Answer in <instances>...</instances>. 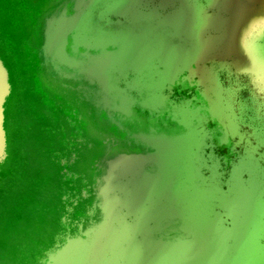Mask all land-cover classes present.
Wrapping results in <instances>:
<instances>
[{
  "label": "water",
  "instance_id": "obj_1",
  "mask_svg": "<svg viewBox=\"0 0 264 264\" xmlns=\"http://www.w3.org/2000/svg\"><path fill=\"white\" fill-rule=\"evenodd\" d=\"M149 1L51 0L26 26L0 0V44L23 67L18 38L33 34L48 86L79 97L104 130L86 238L66 239L37 264H264V130L223 149L191 99L209 67L264 75V28L240 37L225 26L206 39L207 21L187 0H156L178 1L165 14L136 9ZM153 20L159 34L142 32ZM122 22L129 32L107 34ZM12 93L0 48V264L51 230L28 212L46 196L44 140L27 105L7 110Z\"/></svg>",
  "mask_w": 264,
  "mask_h": 264
},
{
  "label": "rangeland",
  "instance_id": "obj_2",
  "mask_svg": "<svg viewBox=\"0 0 264 264\" xmlns=\"http://www.w3.org/2000/svg\"><path fill=\"white\" fill-rule=\"evenodd\" d=\"M4 1L9 13L6 16L10 15L12 21L17 20L27 26L33 23L37 13L51 0ZM187 1L191 4V10L206 19V39L216 30L226 26H222V20L226 22L233 15L240 13L239 21H231L234 31L238 30L235 24L241 25L239 22L244 23L248 16H252L254 24L264 28V0ZM166 4L150 0L141 3L136 9L147 7L154 9L157 14H165L170 12L178 1ZM1 13L5 19L0 10ZM92 16L93 11H90L87 17L90 22ZM255 16L258 18L254 19ZM1 25L3 30L0 29V40H6L7 28L3 23ZM144 25L146 26L141 29L144 33L157 35L161 30L154 20L144 22ZM150 28L156 29L154 32L157 34ZM105 30L107 34L112 35L128 31L123 22L117 27H105ZM18 40L23 67L18 66V55L12 52L8 46L10 44H0L13 85L7 110L26 112L24 105H27L29 115L37 122L38 130L42 134V151L47 157L48 165V175L44 178L42 186L46 196L38 197L33 205L28 206V212L29 217L34 220L39 215H45L51 230L48 236H44L39 242L33 243V239H28L27 243L31 245L16 255V261H5L7 263L4 264H37L46 258V253L53 252L56 246H61L66 239L86 238L81 226L84 227L92 220L94 182L91 173L93 174L98 161L102 159L100 150L104 145L101 134H104V130L101 126L93 125L94 118L88 115L89 107L80 102L79 97L74 96L72 100L60 98L48 86L47 78L40 71L38 45L34 35L29 33ZM200 83V88L193 92L191 99L197 102L195 109L205 112L209 118V125L213 127L223 149L228 146L226 141L245 143L253 138L255 135L250 132L252 127L264 130V75L255 77L245 71L237 73L235 70L213 66L203 71ZM29 129L34 134V129L29 127L27 131Z\"/></svg>",
  "mask_w": 264,
  "mask_h": 264
},
{
  "label": "bare ground",
  "instance_id": "obj_3",
  "mask_svg": "<svg viewBox=\"0 0 264 264\" xmlns=\"http://www.w3.org/2000/svg\"><path fill=\"white\" fill-rule=\"evenodd\" d=\"M220 17V16H219ZM241 17V16H240ZM240 17H238V15H233L230 20L224 22L225 20H222V26L226 25V26H233L234 24L231 22H237L239 21L238 19H240ZM222 18V17H221ZM258 17H254V19H257ZM206 20V19H205ZM220 20V18H219ZM217 21V20H216ZM255 22H252V16H248L246 17V21L243 23H240L241 25L235 24V26L237 27V31H235L237 33L238 36L240 37H245L247 36V34H252L255 31V27H258V24H254ZM221 25V23L219 24ZM260 26V25H259ZM264 27V25H263ZM223 29H219L218 31H221Z\"/></svg>",
  "mask_w": 264,
  "mask_h": 264
},
{
  "label": "trees",
  "instance_id": "obj_4",
  "mask_svg": "<svg viewBox=\"0 0 264 264\" xmlns=\"http://www.w3.org/2000/svg\"><path fill=\"white\" fill-rule=\"evenodd\" d=\"M47 177V175H45V173L43 174V180H44V178H46ZM33 219V218H32Z\"/></svg>",
  "mask_w": 264,
  "mask_h": 264
}]
</instances>
